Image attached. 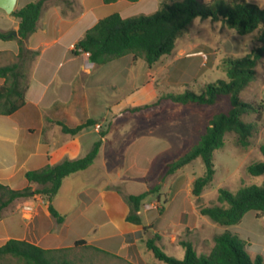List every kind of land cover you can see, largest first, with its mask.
<instances>
[{
	"label": "crops",
	"instance_id": "crops-1",
	"mask_svg": "<svg viewBox=\"0 0 264 264\" xmlns=\"http://www.w3.org/2000/svg\"><path fill=\"white\" fill-rule=\"evenodd\" d=\"M34 1L16 0L15 10ZM173 1L45 3L36 30L26 41L27 49L37 55L21 69L24 103L12 114H0V184L14 191L30 188L34 192L41 186L27 180L28 172L83 158L96 141L101 144L92 165L65 178L54 197L51 205L61 221L50 214L47 197L41 193L16 199L0 213V247L16 239L44 250H89L104 258L105 264H148L141 246H145L148 231H142V219V225L126 220V197L166 182H159L157 169L181 156H169L179 147L180 142H176L183 139L180 122L188 121L190 114L203 113L200 108H191L192 103L175 104L164 97L172 94V87L196 79L200 67L217 64L207 62L200 44H182L186 33L177 40L173 52L152 67L141 59L133 62L131 55L98 66L76 45L99 20L111 14L122 18L149 15L161 2ZM18 28L19 19L0 9V31L17 37L14 33ZM18 53L16 39H0V67L16 63ZM5 82L0 77V88ZM139 107L144 108L131 111ZM87 121L95 124L76 135L64 133L58 124L73 128ZM101 131L105 132L103 137ZM181 169L170 179L173 186L186 185L166 199L160 210L162 214L174 208L178 215L189 217L172 223L173 246H180L179 241H187L186 232L202 230L203 225L190 222L191 215H201L196 202L202 194L192 195L190 186L195 179H185L178 174ZM136 187L139 191L134 192ZM156 201L160 199L143 201V211H153H146L144 205ZM148 226L152 227L150 221ZM220 229L215 223L213 230ZM79 241L83 245L77 246Z\"/></svg>",
	"mask_w": 264,
	"mask_h": 264
},
{
	"label": "trees",
	"instance_id": "trees-1",
	"mask_svg": "<svg viewBox=\"0 0 264 264\" xmlns=\"http://www.w3.org/2000/svg\"><path fill=\"white\" fill-rule=\"evenodd\" d=\"M48 1L50 0H36L11 13L19 19L17 37H14L12 32L0 31V39H16L19 45L18 61L0 67V77L6 79L4 86L0 88V114H12L24 103L25 78L21 74V69L37 55L36 52L27 49L26 41L35 32L43 7ZM116 1L119 0H103L105 4ZM212 4L213 7L209 8L199 0H176L171 3L161 2L159 9L149 15L122 18L119 14H111L99 20L76 45L77 50L87 53L90 62L98 66L131 55L133 62L141 59L148 67H152L162 57L173 52L177 40L188 31L197 18L221 21L224 26L239 35L259 30L256 39L260 46L242 57H227L223 61L227 80L207 84L200 93L186 90L164 97L175 104L192 103L203 106L214 105L222 95L229 97L230 108L224 113L215 114L209 120L199 142L180 157L166 164V174L173 175L194 160L201 159L205 171L203 176L195 179L192 184L191 192L195 197H199L213 180L215 173L213 153L223 147L225 135L234 133L240 146H248L254 124L246 123L242 117L256 113L259 118L263 109L262 106L257 107L243 102L240 94L254 81L256 66L264 56V7L259 8L247 0H213ZM144 107L134 108L131 111H139ZM58 124L64 133L76 135L83 129L93 126L95 122L87 121L73 128L62 123ZM104 135L105 132L101 131L100 136ZM100 144V140L96 141L91 151L83 158L64 160L55 166L28 172L27 180L40 185L39 190L32 192L30 188H25L14 191L0 184V213L16 199L41 193L47 197L50 214L60 222L62 217L51 205L54 197L65 178L84 171L92 165ZM259 150L264 156V143L260 145ZM246 171L253 177L264 175V162L250 164ZM159 189L160 185H157L144 193L127 196L129 212L126 220L135 225H142L139 215L142 203L149 194L156 193ZM217 201L218 205L199 207L202 216L208 217L222 228L215 234L214 245L207 255L198 254L191 242L182 240L179 241V245L185 251L184 258L175 259L157 246L159 240L157 235L145 241L148 251L157 261L164 264H264L259 251L251 257L246 242L229 230L239 225L248 212H254L258 217L264 216V184L244 186L235 194L226 189H219ZM148 230L147 227L142 226V231ZM140 234L142 233H137ZM76 245H83V242L79 241ZM68 251L70 250H44L29 242L13 239L0 247V262L9 257L19 264H71L66 255Z\"/></svg>",
	"mask_w": 264,
	"mask_h": 264
},
{
	"label": "rangeland",
	"instance_id": "rangeland-1",
	"mask_svg": "<svg viewBox=\"0 0 264 264\" xmlns=\"http://www.w3.org/2000/svg\"><path fill=\"white\" fill-rule=\"evenodd\" d=\"M203 5L212 8L213 0H199ZM259 8L264 7V0H247ZM259 30L252 33L239 35L236 31L231 30L223 25L221 21H212L211 19L197 18L189 27L186 35L181 39L182 44L187 45L192 43L200 44V48L205 53L207 62L211 64L215 61L216 66L202 68L200 67V74L194 80L189 81L187 84L179 87H172V94H179L186 90L200 93L205 85L214 83L218 80H227L223 69V61L227 57H242L249 53L252 49L260 46L257 41ZM255 79L252 81L244 91L241 92L240 98L245 103H251L255 106H262L261 115L257 118L256 113H249L242 117L246 123H253L254 130L252 136L249 138L248 146L242 147L237 142V136L234 133L226 134L224 137V145L221 149L213 153V166L214 177L211 183L202 191V197L197 200L198 207L218 205V190L226 189L232 194H235L240 188L249 185L262 186L264 184V175L253 177L246 171L248 165L264 162V156L261 154L259 147L264 143V56L258 62L255 69ZM191 108H200L203 113L190 114L187 119L180 122L181 131L183 132V139L178 140L176 145L180 142L177 150L169 153L170 157H177L187 152L190 148L199 142L200 136L205 132L209 120L217 113H224L230 108L229 97L222 95L218 101L212 106H203L199 104H191ZM188 108V107H186ZM186 117V118H187ZM179 124V123H176ZM190 126H195L191 129ZM162 133V132H161ZM205 171L201 159H196L189 165L183 167L180 171L185 179H197L203 176ZM158 180L161 190L155 193L154 196H147L144 202L149 199L158 197L160 199V209L150 212H144L141 207V219L145 227H147L148 234L146 238H151L155 235L159 237L157 246L160 247L165 254L174 257L175 259L182 260L185 251L181 246H173L170 243V238L173 233L174 225L172 223H179L186 221L188 216L178 215L177 210L170 209L166 213L160 212L161 207L166 205V199L174 194L179 189L184 188L185 182L179 186L172 185L171 175L166 174V165L161 164L157 169ZM168 179V180H167ZM181 183V182H180ZM192 188V184L190 186ZM134 192L139 191L136 188L132 189ZM152 224L150 228L148 222ZM191 224L201 225L202 230L189 231L186 240L190 241L198 254H208L210 245L214 243V235L218 232L213 230L214 222L208 217L202 215H191ZM222 229V228H221ZM231 233L235 234L244 240L248 246L251 257L259 251V255L264 261V216L258 217L254 212H248L240 224L229 229ZM207 242V246L203 245ZM143 258L148 264H164L157 261L151 252H149L144 245ZM67 258L71 264H94L100 262L105 264V259L100 256H95L89 253V250H70L66 253ZM0 264H19L15 259L7 257Z\"/></svg>",
	"mask_w": 264,
	"mask_h": 264
},
{
	"label": "water",
	"instance_id": "water-1",
	"mask_svg": "<svg viewBox=\"0 0 264 264\" xmlns=\"http://www.w3.org/2000/svg\"><path fill=\"white\" fill-rule=\"evenodd\" d=\"M16 0H0V9L11 14L15 10ZM14 35H17L14 33Z\"/></svg>",
	"mask_w": 264,
	"mask_h": 264
},
{
	"label": "built area",
	"instance_id": "built-area-1",
	"mask_svg": "<svg viewBox=\"0 0 264 264\" xmlns=\"http://www.w3.org/2000/svg\"><path fill=\"white\" fill-rule=\"evenodd\" d=\"M203 56L206 57L205 54H203ZM96 128L98 129V128H100V126L98 125V126H96ZM159 208H160V205H159V202L158 201L144 205V209L146 211H149V210H158ZM24 209L27 210V211H30L31 210L29 207H25Z\"/></svg>",
	"mask_w": 264,
	"mask_h": 264
}]
</instances>
